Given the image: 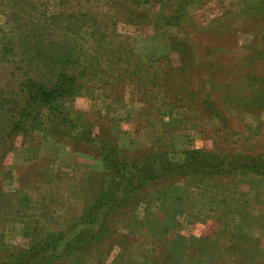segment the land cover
<instances>
[{
	"label": "rangeland",
	"instance_id": "1",
	"mask_svg": "<svg viewBox=\"0 0 264 264\" xmlns=\"http://www.w3.org/2000/svg\"><path fill=\"white\" fill-rule=\"evenodd\" d=\"M178 3L0 0V264H264V176L164 177L102 232L87 213L105 187V144L63 125L15 127L28 85L78 74L58 67L85 55L102 81L60 106L125 163L263 157L264 0ZM81 235L95 240L79 246Z\"/></svg>",
	"mask_w": 264,
	"mask_h": 264
},
{
	"label": "trees",
	"instance_id": "2",
	"mask_svg": "<svg viewBox=\"0 0 264 264\" xmlns=\"http://www.w3.org/2000/svg\"><path fill=\"white\" fill-rule=\"evenodd\" d=\"M178 4L179 7H182L187 4V0H179ZM177 18L170 17V20L174 21ZM87 60V56L79 55L77 56V61L74 58H70L65 61L64 66L60 64L58 67L61 70L71 67L80 68L78 74H65L62 71L54 77L53 81H49L47 84L31 83L32 85L29 84L28 88L24 85L26 91L23 94L27 98L20 105L18 126L15 127L19 131L18 135H28L29 129H27V126L29 123L37 124V128H40V130H43L48 124L52 125L54 132H60L58 128L63 125L73 132H78V130L82 129L78 133L82 142L93 143L100 141L105 144L104 146L107 148V150L105 149L107 153L103 157L105 187L87 213L89 223L99 226L102 232L105 230L108 217L121 207L127 199L157 183L164 177H186L200 174L229 175L235 172L243 174L249 172L254 175L264 176V156L258 159L225 155L220 157L216 154L207 155L200 151H194L184 153V160L181 162H173L168 154H162L154 156V159L152 156L150 159L138 164L125 163L112 146H107L106 144L108 143H104L106 141L96 138L93 129H87L82 125V122H85L83 114L76 115L73 112L71 114L70 109L60 106L62 102L72 104L77 98L83 97L85 94H91L98 87L96 83L102 81V78L97 76V73L94 76L88 73L90 63ZM172 71L171 69L169 72ZM137 72L129 71V74L136 75ZM169 72H166L165 75L170 77ZM122 78H125L124 73L118 74L112 81H117V85H123ZM93 79L96 83H94ZM151 83L155 84L153 80H151ZM108 84L106 83L105 86L107 87ZM124 92L117 94L124 97ZM15 132L14 130L12 134H15ZM155 158L158 159V167L153 163ZM93 240H95L94 237L81 235L79 246H83ZM59 241L57 240L56 244ZM28 262V258H24L18 264H28Z\"/></svg>",
	"mask_w": 264,
	"mask_h": 264
}]
</instances>
